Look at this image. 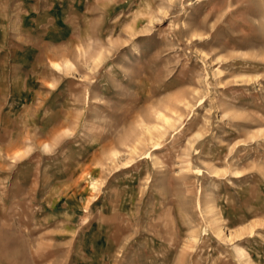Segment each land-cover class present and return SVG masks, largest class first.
<instances>
[{"label":"rangeland","instance_id":"rangeland-1","mask_svg":"<svg viewBox=\"0 0 264 264\" xmlns=\"http://www.w3.org/2000/svg\"><path fill=\"white\" fill-rule=\"evenodd\" d=\"M0 264H264V0H0Z\"/></svg>","mask_w":264,"mask_h":264}]
</instances>
